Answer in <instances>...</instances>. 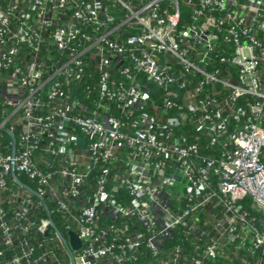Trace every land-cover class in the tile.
I'll list each match as a JSON object with an SVG mask.
<instances>
[{
	"label": "built area",
	"instance_id": "1",
	"mask_svg": "<svg viewBox=\"0 0 264 264\" xmlns=\"http://www.w3.org/2000/svg\"><path fill=\"white\" fill-rule=\"evenodd\" d=\"M0 132V264H264V0H3Z\"/></svg>",
	"mask_w": 264,
	"mask_h": 264
},
{
	"label": "trees",
	"instance_id": "2",
	"mask_svg": "<svg viewBox=\"0 0 264 264\" xmlns=\"http://www.w3.org/2000/svg\"><path fill=\"white\" fill-rule=\"evenodd\" d=\"M3 3V0H0V4H2ZM2 76H5V75H2ZM10 122H12V120L10 121ZM10 125V123H8V126ZM17 128H16V131L14 132V136L16 137V133H19L20 132V130H21V125H17L16 126ZM1 133V132H0ZM3 134V137H2V143L4 144V145H6L7 144V142H8V136L6 135V133H2ZM19 179H20V181L22 182V183H26V184H29L28 183V181L26 180V178L25 177H23V176H19ZM9 184H11L10 182L8 183V185ZM30 185V184H29ZM243 206H244V208H245V210L251 215V216H257L258 215V213L255 211V209H254V207H253V205L251 204V202L248 200V199H245V201H244V204H243ZM44 216H45V213L43 212V214L42 215H38V217H42V218H44ZM200 216V218L202 219L203 217H204V214H200L199 215ZM51 219H52V221H53V223L55 224V226L57 227V229H59L60 230V224H59V218H57L56 216H51ZM61 231V230H60Z\"/></svg>",
	"mask_w": 264,
	"mask_h": 264
},
{
	"label": "water",
	"instance_id": "3",
	"mask_svg": "<svg viewBox=\"0 0 264 264\" xmlns=\"http://www.w3.org/2000/svg\"><path fill=\"white\" fill-rule=\"evenodd\" d=\"M62 242L64 243V245L68 246L71 250H78L80 248V241L77 238V236L72 232L68 233V245L64 239H62ZM71 260L73 262L72 257Z\"/></svg>",
	"mask_w": 264,
	"mask_h": 264
}]
</instances>
